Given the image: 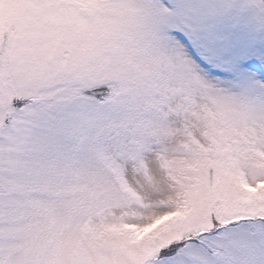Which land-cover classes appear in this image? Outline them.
<instances>
[{
  "label": "snow or ice",
  "instance_id": "obj_1",
  "mask_svg": "<svg viewBox=\"0 0 264 264\" xmlns=\"http://www.w3.org/2000/svg\"><path fill=\"white\" fill-rule=\"evenodd\" d=\"M0 264H264V0H0Z\"/></svg>",
  "mask_w": 264,
  "mask_h": 264
}]
</instances>
